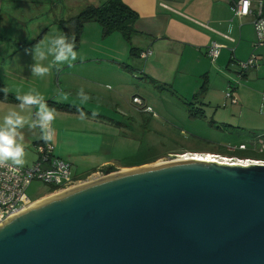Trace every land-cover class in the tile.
I'll return each instance as SVG.
<instances>
[{
    "label": "water",
    "instance_id": "95a60500",
    "mask_svg": "<svg viewBox=\"0 0 264 264\" xmlns=\"http://www.w3.org/2000/svg\"><path fill=\"white\" fill-rule=\"evenodd\" d=\"M0 264H264V165L179 158L94 177L3 221Z\"/></svg>",
    "mask_w": 264,
    "mask_h": 264
},
{
    "label": "crops",
    "instance_id": "0c3cea01",
    "mask_svg": "<svg viewBox=\"0 0 264 264\" xmlns=\"http://www.w3.org/2000/svg\"><path fill=\"white\" fill-rule=\"evenodd\" d=\"M121 1L138 15L134 26L136 33L129 43L120 34L104 36L101 26L97 23L101 35L98 31L94 37L96 39L111 38L109 45L89 52L81 47L84 33L83 37L80 35L78 43L73 47V51L77 53L76 59L73 60L69 56L67 61L58 62L60 66L53 68L43 77L32 75L30 66L34 64V60L31 56L24 60L23 69L20 65H16L19 58L18 52L28 46L17 48L9 46L7 51L11 50L15 54H9L0 59V71H2L0 92L3 91L12 97L0 98V124L3 123L4 115L10 109L21 112V115L29 121L38 120L35 114L38 106L21 110L18 107L20 101L16 100L17 94L23 95L32 89L41 93L47 104L68 106L62 104L63 101L80 99L74 94H77L81 86H84L90 97L95 98L94 96L106 93L113 102L122 100V91H125L130 79L139 74L144 76L146 81L151 80L162 86L177 85L178 87H183L185 85H182L183 82L193 85V80L200 77V80L203 78L206 82L204 86L208 87L210 83L208 75L214 71L215 67L206 55L208 47L213 44L221 47L220 54L215 61L218 63L221 59H226L228 63L244 61L255 51L254 45L257 38L252 19L238 20L234 18L231 10L232 5L239 0ZM251 1L257 2V0ZM94 23L96 22H88L85 26ZM244 37L247 40H244ZM87 39H89L88 33H86ZM66 43H72V41H66ZM262 49L257 50L258 66H261L259 64L263 61L264 49ZM148 51L150 55L145 59L141 58V54ZM224 51L226 53H223ZM51 59L52 57L49 56L48 60L41 63L47 66ZM57 70L60 78L65 77L64 82L59 85L56 81H51ZM253 70L255 69L247 70L242 77L256 82L258 79L254 80L255 74L263 76L264 67H259L257 71ZM108 85L111 87H107ZM62 92L68 93L67 100L60 95ZM196 95L193 93L194 97ZM88 101L91 105L81 104L82 108H80L85 112L86 119H81L78 111L55 107L56 118L50 126L53 140L49 142L53 148V155L71 165L72 180L80 184L94 177L105 175V171L109 169L114 173L148 165L149 161H132L116 156L115 146L119 135L116 123L109 115H105L106 112L102 113L99 109L93 108V100ZM48 106L54 107L51 104ZM18 132H21L23 136V140H20L18 136L17 142L25 146V162L20 165L13 164L11 161H4V163L27 168L39 160L40 155L36 147L44 140L41 139L39 125L33 129L26 124L24 128L18 129ZM51 194L53 192L35 201Z\"/></svg>",
    "mask_w": 264,
    "mask_h": 264
},
{
    "label": "rangeland",
    "instance_id": "374dc122",
    "mask_svg": "<svg viewBox=\"0 0 264 264\" xmlns=\"http://www.w3.org/2000/svg\"><path fill=\"white\" fill-rule=\"evenodd\" d=\"M105 1H2L0 59L13 53L11 50L7 51L9 46L12 48L28 46L18 52L19 58L16 65H20L23 69L24 60L28 56L32 57L31 53L28 54L25 50L33 48L35 45H31L33 40L41 36L39 42L46 41L50 36L55 38L58 33L64 34V27L58 21H68L73 15ZM258 2L261 1L257 0ZM97 25V23L88 24V26L84 24L85 27L82 28L81 37L84 33L85 36L81 47L89 52L93 49L100 50L107 47L111 39L103 37L96 39L94 36L98 31L101 35ZM86 33L89 38L87 40ZM244 40L247 38L244 37ZM126 45L129 46L127 43ZM258 49H255L252 54L257 55ZM262 58L263 61L259 64L261 66L252 68L255 69L253 71L264 67V55ZM248 59L249 57L244 61H232L231 63H228L226 59H221L219 63L218 61L213 63L210 60L215 67L214 71L208 75L210 83L208 87L206 85L207 88L204 86L206 82L203 78L200 80V77L193 80V85L183 82L182 85H185L178 87L177 85L162 86L151 80L146 81L145 77L139 74L134 75L125 91H122V100L113 102L106 93L94 96L95 98L90 97L89 100H93V108L99 109L102 113L106 112L105 115H109L116 123L119 135L115 154L120 159L152 161L158 158L150 164H161L177 160L181 156V158L185 156L187 158L207 153L222 155L225 154L222 149L226 145L264 140V116L260 114L264 74L263 76L255 74L254 80L258 79L256 82L250 81V78L244 79L239 74L238 64L239 62L246 63ZM5 69L6 67L3 70ZM64 79L65 77H59L57 70L51 81H56L59 85L64 82ZM258 90H260L259 93ZM232 91L238 101L236 105L226 99L227 93ZM193 93L197 94L196 97ZM74 95L77 97V94ZM134 96L141 98L140 102H134ZM63 102L62 104L70 105L72 108H82L80 99H69ZM88 102L84 105H91ZM219 147L221 149H217ZM259 158H264V153L260 154ZM51 191L53 188L49 185L34 181L27 189L26 197L34 202Z\"/></svg>",
    "mask_w": 264,
    "mask_h": 264
},
{
    "label": "built area",
    "instance_id": "2783aa9c",
    "mask_svg": "<svg viewBox=\"0 0 264 264\" xmlns=\"http://www.w3.org/2000/svg\"><path fill=\"white\" fill-rule=\"evenodd\" d=\"M1 1L2 0H0V7ZM261 8V3L252 2L251 0H248L246 8L245 0H239L231 7L234 18L238 20L244 18L252 19V26L257 38L254 50L264 47V23H261L264 21V16L262 15ZM220 51L221 47L213 44L207 48L206 55L214 63ZM149 55V51L142 53L141 58L145 59ZM257 66L258 56L254 53L249 57L246 63L239 62V74L242 76L247 70L256 68ZM261 96L260 114L264 116V82ZM226 99L230 100L233 105L238 103L233 91L227 93ZM133 101L140 102L139 98H133ZM224 149L227 151V154L207 153L199 154V156L204 159L203 161L216 162L229 166L264 165V161L261 160L242 158L233 155L237 152H245L248 149L258 154L264 153V140L262 139H260L259 142H242L236 145H226ZM36 151L40 155L39 160L27 168H19L0 162V224L7 218L19 213L34 203L26 197V191L34 181L49 185L53 188V193L62 192L78 185L71 178V165L53 155V148L50 142L43 141V143L36 147ZM194 157H196V155H194ZM12 169H17V171L13 173ZM49 172L55 173V175L49 177Z\"/></svg>",
    "mask_w": 264,
    "mask_h": 264
},
{
    "label": "clouds",
    "instance_id": "9594fccd",
    "mask_svg": "<svg viewBox=\"0 0 264 264\" xmlns=\"http://www.w3.org/2000/svg\"><path fill=\"white\" fill-rule=\"evenodd\" d=\"M248 0H245V8L247 7ZM261 23H264L262 21ZM68 37L63 33H58L55 38L53 36L48 37L46 41H40L35 44L33 48L26 49V53H31L34 64L31 65L32 75L43 77L50 73L53 68H58L60 64L58 62L67 61L68 57L71 56L73 60L76 59L77 53L73 51L75 44V37H71L72 43H66ZM51 56L52 59L47 63V66L42 64V61L48 60ZM71 66V63H69ZM107 87H111L108 85ZM64 100L68 99V93H60ZM77 96L80 98L81 104L86 103L90 96L85 91L84 86H81L77 91ZM16 100L20 101L18 107L23 110L26 107L38 106L36 115L39 117L38 120H30L25 116L21 115V112L14 109H10L3 118V123L0 124V162L11 161L13 164H23L25 162V146L17 142V137L23 140L21 132L18 129H22L27 124L29 128H36L40 126L41 139L45 142L53 140L52 134L49 129L51 123L55 120L56 108L49 107L46 103L44 96L37 92L35 89L29 92L19 95L17 94ZM80 111L81 119H86L87 116L82 109ZM96 115V113H93ZM17 169H12L15 173ZM55 173L49 172L48 176L51 177Z\"/></svg>",
    "mask_w": 264,
    "mask_h": 264
},
{
    "label": "trees",
    "instance_id": "16d2710c",
    "mask_svg": "<svg viewBox=\"0 0 264 264\" xmlns=\"http://www.w3.org/2000/svg\"><path fill=\"white\" fill-rule=\"evenodd\" d=\"M260 1L262 6L261 8L262 15L264 16V0H260ZM137 20H138L137 13L131 10L130 8H128L121 0H106L100 5L86 8L79 14L73 15L72 17L69 18L68 21L61 20L58 22H60L61 25L64 27L65 35L66 37H68L66 39L67 42L72 41L71 37L74 36L75 44H77L84 24L88 22H96L101 26L104 36H109L112 34H120L122 38L129 43L132 36L136 33L134 26ZM40 38L41 36H38L35 40L32 41V44L37 43L40 40ZM9 97L10 96L4 93L3 91L0 92L1 99L2 98L6 99ZM48 104H51L52 106L58 109L80 112L77 108H72L70 106H63L55 103H48ZM217 149H221V148L219 147ZM222 150L225 154H227V151L224 148ZM233 155L242 158H253L264 161V158H259L260 154H257L251 149H248L245 152H237L234 153ZM157 159L158 158L149 161L147 164L153 163L157 161ZM105 172H106L105 174L107 175L113 173V170L109 169Z\"/></svg>",
    "mask_w": 264,
    "mask_h": 264
},
{
    "label": "bare ground",
    "instance_id": "6f19581e",
    "mask_svg": "<svg viewBox=\"0 0 264 264\" xmlns=\"http://www.w3.org/2000/svg\"><path fill=\"white\" fill-rule=\"evenodd\" d=\"M191 158H193V159H196V160H204L203 158H200V156L199 155H196V157H194V156H192V157H187L186 159H191ZM181 159H185V157L184 158H181Z\"/></svg>",
    "mask_w": 264,
    "mask_h": 264
}]
</instances>
